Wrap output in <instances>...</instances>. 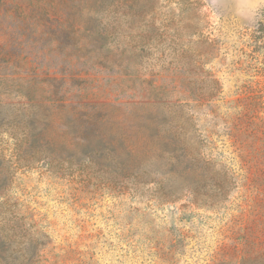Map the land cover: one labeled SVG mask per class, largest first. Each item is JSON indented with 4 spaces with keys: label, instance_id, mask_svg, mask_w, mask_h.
<instances>
[{
    "label": "rangeland",
    "instance_id": "obj_1",
    "mask_svg": "<svg viewBox=\"0 0 264 264\" xmlns=\"http://www.w3.org/2000/svg\"><path fill=\"white\" fill-rule=\"evenodd\" d=\"M0 67L5 264L264 253L240 168L264 162V0H0ZM191 117L236 178L224 201L188 191Z\"/></svg>",
    "mask_w": 264,
    "mask_h": 264
},
{
    "label": "trees",
    "instance_id": "obj_2",
    "mask_svg": "<svg viewBox=\"0 0 264 264\" xmlns=\"http://www.w3.org/2000/svg\"><path fill=\"white\" fill-rule=\"evenodd\" d=\"M98 33L101 35L100 32ZM22 69L23 68H20L18 72H20ZM4 70V68L0 67V74H5L3 72ZM80 105L83 108L89 107V105L87 104ZM64 106L69 107L70 105L65 104ZM49 108L52 109L53 107ZM190 120L191 125L193 126V135L191 136L189 143H192L193 149L191 151L189 150V153H186V158H188L189 161V165L186 171L189 172V176L192 182L188 188V191L193 197V203L205 206L208 203L224 201L226 200V198H228L230 192L232 191V188H234V185H236V178L232 174H230V172L224 165L217 164L218 162L215 161L214 158L207 153L206 149L210 148L208 145L209 137L205 136L202 132H199L196 127L194 128V124L196 123H194L193 117H191ZM25 140H29V137ZM21 144L18 146L16 151L18 150L19 152L22 150ZM31 147L32 146L29 145V148ZM188 148H190V146H188ZM249 151V156H251L252 153H254L256 156H264V140H262V146L251 147ZM240 168L242 171H245L247 173L251 171L254 172L252 174L253 179L251 180L250 189L254 194V207L255 211L257 212L256 217L260 218V220H258L259 222H262V219H264V162H261L259 160L252 162L244 157V161L240 162ZM243 179L246 178L243 177ZM202 189L206 190L210 194V197H214V199L208 201L205 198H199V193ZM3 195L4 194L0 192V199H4ZM6 204L7 203L1 201L0 209H4ZM2 213L3 212L0 211V214ZM9 222L10 220H5L1 224L3 233L0 237V264L10 263V256H2L4 252L16 251L15 249H13V241H11L12 235H15V233L12 232L11 234L10 232V230L14 231V228L8 225ZM260 252L258 251L257 254H255L256 252H253L254 255L243 259V261L245 262L244 264H264V253L260 254ZM11 263H13V261H11ZM20 264H24V262H21Z\"/></svg>",
    "mask_w": 264,
    "mask_h": 264
}]
</instances>
